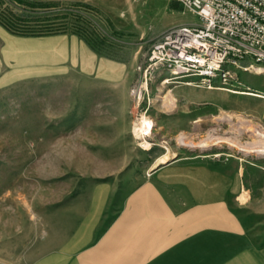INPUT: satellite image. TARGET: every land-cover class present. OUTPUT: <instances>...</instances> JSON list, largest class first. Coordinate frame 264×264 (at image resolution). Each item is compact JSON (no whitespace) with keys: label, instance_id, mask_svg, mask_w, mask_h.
Segmentation results:
<instances>
[{"label":"rangeland","instance_id":"obj_1","mask_svg":"<svg viewBox=\"0 0 264 264\" xmlns=\"http://www.w3.org/2000/svg\"><path fill=\"white\" fill-rule=\"evenodd\" d=\"M35 2L77 6L75 0H0V8L19 12L16 7ZM78 2L91 14L85 36L92 43L70 31L15 34L40 41L22 54L13 50L0 69V264L65 262L74 234L96 239L156 169H169L174 179L181 172L204 197L224 188L221 200L246 231L258 232L264 154L225 138L255 141L252 127L264 131V100L225 90L230 99L247 96L236 104L221 98L219 106L197 101L186 110L171 91L177 82L163 81L168 72L146 68L160 30L198 22L179 2ZM229 67L240 83L227 87L264 92V71ZM143 115L153 122L149 134L134 125ZM180 132L193 144L207 133L224 139L190 147L178 142Z\"/></svg>","mask_w":264,"mask_h":264},{"label":"crops","instance_id":"obj_2","mask_svg":"<svg viewBox=\"0 0 264 264\" xmlns=\"http://www.w3.org/2000/svg\"><path fill=\"white\" fill-rule=\"evenodd\" d=\"M38 41L12 34L0 24V69L13 50L22 54ZM171 87L186 110L197 101L219 106L221 98L236 104L247 96L230 94V99L220 88L184 82ZM151 171L148 182L127 196L119 215L96 239L74 234L64 250L67 264H264V220L258 232L246 231L221 200L224 188L217 197H204L203 188L188 186L181 172L174 179L169 169Z\"/></svg>","mask_w":264,"mask_h":264},{"label":"built area","instance_id":"obj_3","mask_svg":"<svg viewBox=\"0 0 264 264\" xmlns=\"http://www.w3.org/2000/svg\"><path fill=\"white\" fill-rule=\"evenodd\" d=\"M175 1L191 10L198 22L162 30L145 56L147 69L168 72L163 81L207 89L240 83L229 66L264 71V0ZM257 96L264 100V93Z\"/></svg>","mask_w":264,"mask_h":264},{"label":"trees","instance_id":"obj_4","mask_svg":"<svg viewBox=\"0 0 264 264\" xmlns=\"http://www.w3.org/2000/svg\"><path fill=\"white\" fill-rule=\"evenodd\" d=\"M74 4L77 6L35 2L16 7L19 12L0 8V24L9 32L19 35H44L70 31L86 39L85 32L91 29V14L81 10V7H86L87 4L78 1ZM86 40L92 43L90 38Z\"/></svg>","mask_w":264,"mask_h":264},{"label":"bare ground","instance_id":"obj_5","mask_svg":"<svg viewBox=\"0 0 264 264\" xmlns=\"http://www.w3.org/2000/svg\"><path fill=\"white\" fill-rule=\"evenodd\" d=\"M254 67L256 68V70L258 72L261 71L259 66H254ZM223 90H227V91H230V92H238V93H242V94H251L253 96L254 95L255 96L258 95L257 92L249 91V90H246V89L236 90V89H232V88L228 87V88H223ZM136 122L134 123L136 131H140L143 134H149L150 133V130H151L152 125H153V122H152L151 119L147 118L146 115H143L142 118L140 120H136ZM252 128H253L254 134H256L258 138L255 141H253V142L251 141V142L247 143L246 145L238 143V141H234V140H232L230 138H225V139L228 140V144L229 145H237L238 148L241 149V150H244V151L250 150V151H255V152L264 154V131L260 127H254L253 126ZM177 139H178V142L180 144H184V145H188L190 147H193V146H204L205 142H207L205 140H208V139L214 140L213 142H215V141H221L224 138L219 137V136H213L211 133H207V136H205V140H202L198 144H193L194 142L191 143L190 141H185L184 139H186V134L184 135V133L180 132L177 135ZM202 139H204V137ZM142 140L143 141H141L140 144L142 146L146 147V144H147L146 143L147 142L146 138H143ZM166 157H167V154H166ZM166 157H163V158H166ZM158 163H159V161L155 162L154 165H156Z\"/></svg>","mask_w":264,"mask_h":264}]
</instances>
